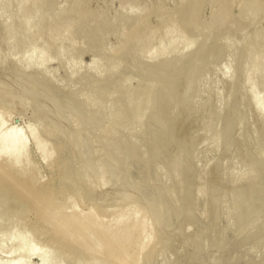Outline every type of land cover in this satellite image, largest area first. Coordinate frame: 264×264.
Instances as JSON below:
<instances>
[{
	"label": "rangeland",
	"instance_id": "obj_1",
	"mask_svg": "<svg viewBox=\"0 0 264 264\" xmlns=\"http://www.w3.org/2000/svg\"><path fill=\"white\" fill-rule=\"evenodd\" d=\"M4 1L7 0H0V5L3 4L0 29L6 27L4 22L8 20L6 23L12 25L13 34L10 38L7 36V25L4 40L0 35V44L8 47L7 39L11 41L15 37L16 44L25 46L27 43L32 50L36 48L30 65L25 64L32 52L30 47L21 50L15 45L13 51L12 48L8 51L3 45L4 51H8L5 53H10L6 58L0 50L1 58L4 57L0 59V121L4 122L0 131L6 125L22 127L24 154L20 155V161L14 162V173L21 174L16 175L18 178H31L29 181H34L38 190L42 188L43 195L51 196L52 201L48 202V207L47 203L46 206H42L43 202L38 204L37 197L40 200L43 195L39 196L42 193L37 191L34 196L37 203L33 204L34 200L30 203L28 196L30 199L26 197V202L22 200L23 204L20 202L18 206L14 190L4 199L5 206V202H1L2 206L0 203V264H12L20 256L19 264H107L108 247L104 246L108 245H99L93 225L98 230L107 229L111 236H115L113 230L118 235L122 231L124 236L120 237L129 241L125 250L134 259L130 264H264V5L251 10L254 15L242 12L243 19L238 18L240 14L236 12L241 13L247 0H201L194 20L191 3L188 4L191 9L187 8L190 0H84L82 10L86 13L78 11L81 10L78 6H70L76 0ZM38 2L42 7L35 9L40 14L35 18V13L26 14L25 9ZM192 4L195 5L194 1ZM221 5L228 8L225 17L229 18H225L227 23L224 18H216L219 21L214 26L216 20H211L212 12L221 11ZM4 6H7L5 10ZM60 9L68 12L59 22L64 23L69 18L72 23L76 20V29L72 31H76L78 44L75 45L77 39L76 43L73 40L74 45L67 42L68 34L71 40L74 38L71 31H65L66 38L60 34L55 40L53 30L50 39L55 42L48 45L51 49H44L42 46L47 47V44L41 43L48 41L46 35L49 34L43 23L52 24L51 17ZM23 13L28 23L16 18ZM41 13H44L42 18ZM83 13L88 16L93 13L92 24L88 22L92 16H80ZM249 13L252 20L247 16ZM136 17L142 19V25ZM182 17L187 19V25L194 22L200 33L204 30L207 33L204 31L201 35L194 25H184L186 20L182 21ZM229 22L231 27H228ZM29 24L33 25L31 30ZM61 27L64 28L59 26L58 32ZM136 27L144 38L142 42L139 34L140 39L134 35ZM41 28L42 34L44 29L46 31L42 36L45 41L41 39L42 34H38ZM23 30L30 34L36 32L33 39L28 36L18 42ZM83 32L85 38L80 41ZM135 39L139 43L132 49ZM253 39L257 41L252 46ZM119 41L122 44L117 45ZM105 43L106 47L102 46ZM15 49L24 51L21 54L26 59L16 60L19 53L17 51L16 55ZM42 53L48 57L41 61ZM100 56L105 59V65L111 62V66H104ZM130 100L131 107L128 106ZM38 142L47 152L42 151ZM1 159L0 162L6 163L7 159ZM64 181L66 185H62ZM54 185L56 188L47 195L46 188ZM60 208H64L65 214L71 212L78 216L79 212L80 218L91 212L90 217L96 220L91 219L94 224L91 231L88 228L85 232V239L73 233L72 239L64 235L66 240L58 232L65 219L56 221L58 225L52 221V215L46 219L50 209L53 214L61 212ZM41 209L48 211L47 216ZM42 212L45 216L40 217ZM120 237H116L119 243L123 241ZM64 239L71 244L68 248L61 246ZM82 240L90 246L86 249L80 246ZM65 241L62 243L67 246ZM88 257H92V261ZM111 257L114 258V254Z\"/></svg>",
	"mask_w": 264,
	"mask_h": 264
},
{
	"label": "bare ground",
	"instance_id": "obj_2",
	"mask_svg": "<svg viewBox=\"0 0 264 264\" xmlns=\"http://www.w3.org/2000/svg\"><path fill=\"white\" fill-rule=\"evenodd\" d=\"M17 2V0H14L13 2ZM84 0H76V1H74V2H72V4L70 5V6H72V7H75V6H78L79 8H81V10H78V11H82V12H85L86 13V11H83L82 9H83V7L85 6V2H83ZM186 1V0H185ZM192 0H190L189 1V3H188V1H187V8L189 7L188 6V4H190V6L192 7V9H193V14H192V12H191V15H193V18H194V20H195V17L197 16V10H198V5H199V3H200V1L201 0H193L194 1V4L195 5H193L192 3H193V1L191 2ZM212 1H214V0H212ZM218 1H220V0H218ZM5 3L6 2H9L8 0L7 1H4ZM3 2V3H4ZM21 2H22V0H21ZM20 2V4H21V9L23 10V8H24V6H23V4ZM49 2H51L50 0H49ZM245 1H243V3H244ZM186 3V2H185ZM184 3V4H185ZM214 3V2H213ZM243 3L241 4L242 6H243ZM18 4H19V2H18ZM183 4V5H184ZM3 5V4H2ZM2 5H0V7H1V9H2ZM38 5V6H37ZM182 5V6H183ZM260 5H264V0H247V2L245 3V5H244V8L243 9H241V13L242 12H244V15H245V13H248V12H251V13H253L252 11H255L258 7H261ZM8 6V5H7ZM7 6H4V8H3V10H5L6 9V7ZM9 6H11L12 7V5H10L9 4ZM20 6V5H19ZM40 6V7H39ZM50 6V5H49ZM48 6V7H49ZM51 6H53V4H51ZM82 6V7H81ZM35 7H37L38 9H40L41 7H42V5H41V3L40 2H38V3H34V4H31L28 8H26L25 9V12H26V14H28V15H33L34 13V15H33V17L35 18V16H36V14L37 13H39V11L38 10H36L35 9ZM47 7V8H48ZM186 7V6H185ZM213 7V6H212ZM10 8V7H9ZM54 8V7H53ZM78 8V9H79ZM262 8V7H261ZM11 9V8H10ZM49 9V8H48ZM87 9V8H86ZM91 9V8H90ZM180 9H181V6H180ZM180 9H179V11H180ZM191 9V8H190ZM189 8H188V10H190ZM216 9V8H215ZM9 10V9H8ZM8 10H6L7 12H8ZM22 10H20V12H19V7H18V12L19 13H21L22 12ZM36 10V11H35ZM84 10H85V8H84ZM89 10V9H88ZM87 10V11H88ZM183 10H184V7H183ZM243 10V11H242ZM252 10V11H251ZM38 11V12H37ZM67 11V10H66ZM66 11L63 9H60V11L58 12V14L56 15H54V17L52 16L51 17V20H52V18L54 19L53 21H52V24L50 23V21H48V26L47 25H45L44 23H43V27H47L46 29H47V33L46 34H49L48 36L46 35V37H47V39H48V37H49V39H48V41L46 40V42L44 43V42H42L41 44L43 45V44H47V47H48V45H53V42H55V37H57V36H61V35H63L64 36V34H66L67 32H70L71 33V38H73L72 36H74L75 34H76V31H75V33L73 32L74 31V29H76V28H74V23L76 22V20H75V22L74 23H72L71 21H70V18H69V20H67L66 19V21H64V23H61V22H59V19L62 17V16H64V15H67V13H66ZM70 11H72V9L70 10ZM227 11H228V8L226 7V6H222L221 5V11H220V9L219 10H217V11H211L212 12V16H211V20H216V18H219V17H221V19L222 18H224V20H225V16L226 15H228V13H227ZM68 12V11H67ZM75 12V11H74ZM79 12V13H80ZM93 12V11H92ZM190 12V11H189ZM189 12L187 11V15H189ZM229 12H230V10H229ZM232 12V11H231ZM56 13V12H55ZM85 13H83V14H81L80 16H82V15H84V17L85 16H88V15H86ZM94 13H96V12H94ZM176 13V12H175ZM174 12H173V14H175ZM199 13V12H198ZM236 13H239L240 15H238L237 17L238 18H242L243 17V19H245L244 18V16H242L243 15V13L241 14L240 12H239V10L236 12ZM251 13H249L247 16H249ZM40 14V13H39ZM88 14V13H87ZM93 14V13H92ZM92 14H91V16H92ZM183 14V13H182ZM181 14V15H182ZM211 14V13H210ZM233 14V13H232ZM24 15V13L22 14V16L21 15H17L16 16V18H18V17H20V19H22V20H24L23 22L24 23H28V21L25 19V17L23 16ZM97 15H99V14H97ZM102 15V14H101ZM186 15V16H187ZM190 15V16H191ZM230 15V14H229ZM252 15H254V13L252 14ZM252 15H250V19L252 20L253 18H251V16ZM91 16H88V17H91ZM138 16H140V15H138ZM173 16V15H172ZM179 16V15H178ZM233 16V15H232ZM241 16V17H240ZM22 17V18H21ZM24 17V18H23ZM38 17V16H37ZM42 17H44V13H43V15H42V13H41V18ZM56 17V18H55ZM68 17H69V15H68ZM84 17H82L81 18V20H82V22L84 21ZM88 17L86 18V20L88 19ZM181 17V16H180ZM184 17H185V15H184ZM234 17L236 18V16L234 15ZM246 17V16H245ZM255 17V16H254ZM13 18H14V15H13ZM40 18V19H41ZM80 18V17H79ZM92 18H94L93 16L91 17V21H90V19L88 20V22H91V24H92ZM96 18V17H95ZM139 17H136V20H138L137 22L139 23V24H141L140 23V21L144 18V17H142L141 16V18L142 19H138ZM175 18V17H174ZM183 18V17H182ZM229 18V17H228ZM228 18H226V19H228ZM248 18V17H247ZM19 19V20H20ZM50 19V18H49ZM74 19V18H73ZM197 19V18H196ZM202 19V18H201ZM237 19V18H236ZM10 20V19H9ZM11 20H12V17H11ZM18 20V19H17ZM29 20V19H28ZM37 20H38V18H37ZM185 21L184 23V25H186V26H188V27H190V25L188 24L187 25V19L186 18H183L182 19V21ZM191 20V18L189 19V21ZM210 20V21H211ZM224 20H223V22H224ZM6 21H8V20H6ZM6 21L4 22L5 24H6V27H7V25H8V29L6 30L5 29V31L7 32V36H9V38H10V35L11 34H13L12 33V30H13V28H12V25H9L8 24V22L6 23ZM41 21V20H40ZM70 21V22H69ZM173 21H174V19H173ZM200 21V20H199ZM198 21V22H199ZM219 21V20H218ZM217 20H216V23L214 24V26H216V25H218L217 24V22H218ZM42 22V21H41ZM79 23H80V21H78ZM85 22V21H84ZM87 22V21H86ZM87 22V23H88ZM97 21H95L93 24H95ZM197 22V21H196ZM233 22H234V18H233ZM250 22V21H249ZM32 23H33V21H32ZM70 23H71V26H73V29L71 28V26H70ZM191 23V22H190ZM212 23H213V21L212 22H210V24L212 25ZM225 23H227L226 22V20H225ZM231 23H232V21H231ZM3 24V23H2ZM5 24L3 25V27L5 26ZM85 24V26H87L86 25V23H84ZM91 24L89 23L88 24V28H89V25L91 26ZM97 24V23H96ZM96 24H95V26H96ZM142 24H143V22H142ZM141 24V25H142ZM181 24V23H180ZM220 24V23H219ZM221 24H223L222 23V21H221ZM234 24V23H233ZM30 25V24H29ZM63 26L64 28H62V30H61V28H60V32H58L59 31V29H57L59 26ZM80 25H81V23H80ZM134 25H135V23H134ZM133 24L131 25V27L130 28H133V26H134ZM138 24L136 23V26H137ZM145 25V24H144ZM193 25H194V22H193ZM193 25H191V26H193ZM197 25V24H196ZM198 25H199V23H198ZM202 25H203V23H202ZM207 25H209V23H207ZM229 26L228 27H231L232 25L230 24V22H229V24H228ZM31 26H32V28H33V25H30V30H31ZM49 26H50V28H49ZM76 26H79L78 24H75V27ZM82 26V25H81ZM146 26H147V24H146ZM200 26V25H199ZM204 26V25H203ZM236 26V25H235ZM6 27H4V28H6ZM42 27V28H43ZM83 27V26H82ZM125 27V26H124ZM193 27H195V29L198 27V26H193ZM193 27H192V29H193ZM213 27V26H212ZM4 28L1 30L0 29V35H1V37L3 36V34H4ZM12 28V29H11ZM16 28V27H15ZM36 28V27H35ZM34 28V30L36 31V29ZM37 28L39 29V26H37ZM40 29L41 30V32H40V30H38V34L40 35V33L42 34V31H43V29ZM49 28V29H48ZM65 28H66V30H65ZM67 28L68 29H70L71 28V30H67ZM81 28V27H80ZM79 28V29H80ZM87 28V29H88ZM129 28V30H132V32L134 31L133 29H130ZM137 28V31H136V34H135V31H134V35H135V37H138V27H136ZM139 28H140V25H139ZM144 28H145V26H144ZM147 28H148V26H147ZM184 28V27H183ZM182 28V29H183ZM215 28V27H214ZM63 29H64V32L62 33V31H63ZM126 29V28H125ZM125 29H124V31H125ZM135 29V28H134ZM140 29H142V26H141V28ZM211 29V28H210ZM243 29V28H242ZM241 29V30H242ZM53 30L56 32V36H55V33H54V35L52 34V32H53ZM73 30V31H72ZM84 30V29H83ZM82 30V31H83ZM86 30V29H85ZM85 30H84V32H85ZM128 30V31H129ZM143 30V29H142ZM184 30V29H183ZM202 30V29H201ZM207 30L209 31V28H207ZM239 31V32H242V31ZM19 31V33H20V30H18ZM65 31H67V32H65ZM81 31V32H82ZM196 31H199V29H196ZM205 31V33H207L206 32V30H204ZM204 31L202 32V33H204ZM237 31V32H238ZM257 31V30H256ZM256 31H255V33H256ZM37 32V31H36ZM36 32H34V33H36ZM46 31H45V29H44V32H43V34L41 35V39H42V41H45V38H42V36L44 35V33H45ZM72 32H73V34H72ZM84 32H83V36L82 37H80V41L83 39V37H84ZM90 32V31H89ZM141 32V31H140ZM190 32H191V29H190ZM33 33V34H34ZM59 35H58V34ZM80 33V32H79ZM151 33V32H150ZM183 33V32H182ZM188 33V32H187ZM199 33H200V31H199ZM202 33H200L201 35H202ZM233 33H235V31L233 32ZM254 33V32H253ZM252 33V34H253ZM259 33V32H258ZM17 34V33H16ZM32 33L30 34V31L28 32H24V30H23V32H21V34H20V36L22 37H19V34H18V39H20L21 38V40H19L18 42H22L23 40H24V37H28V36H30L29 38H31V39H33V37H34V35H33ZM61 34V35H60ZM90 34V33H89ZM123 34V33H122ZM186 34V33H185ZM209 35L211 34L210 32L208 33ZM252 34H251V36H252ZM31 35H32V37H31ZM54 36L53 37V39H55L54 41L52 40V38L50 39V37L51 36ZM67 35V34H66ZM66 35L64 36L65 38H66ZM124 35H126V33L124 32ZM140 35V38H141V42H142V39H144L143 38V36L141 35V33L139 34ZM195 35V34H194ZM263 35V34H262ZM15 36V35H14ZM86 36V35H85ZM127 38H129L130 36H129V32L127 33ZM146 36V35H145ZM150 36V35H149ZM148 36V37H149ZM171 36V35H170ZM181 36H182V34H181ZM185 36V35H184ZM183 36V37H184ZM188 36V35H187ZM190 36V35H189ZM204 36V35H203ZM207 36V35H206ZM253 36H254V34H253ZM256 36H258V34L256 33ZM1 37H0V42H2V40H1ZM75 37L76 36H74V38L71 40L70 39V35L68 34V37L66 38L67 39V42H69V41H71V45H74V42H73V40H75V43H76V39H75ZM182 37V38H183ZM194 37H196V36H194ZM8 38V37H7ZM8 38V39H9ZM64 38V39H65ZM68 38H69V40H68ZM85 38V37H84ZM132 38H133V36H132ZM139 38V37H138ZM139 38V39H140ZM146 38V37H145ZM201 38V37H200ZM204 38V37H203ZM252 38V37H251ZM254 38V37H253ZM256 38V37H255ZM2 39H3V37H2ZM5 39H6V36H5ZM7 39V45H8V47L7 46H5V44H3L5 47H4V49H6V47H7V50H8V48L10 49V48H12V51L14 50L13 49V47L15 48V45H16V48H20L21 50H23V48L24 49H26V48H29L30 47V44H29V47H27V43H26V45H25V43L23 42V44L26 46H21L19 43H17L18 45H20L19 47H17V44H16V42H14V39H16L15 37L10 41V40H8ZM23 39V40H22ZM149 39V38H148ZM256 39H258V40H260L259 38H256ZM4 40V39H3ZM17 40V39H16ZM50 40L52 41V43L50 42ZM85 40V39H84ZM130 40H131V38H130ZM133 40V39H132ZM185 40H186V38H185ZM198 40H199V38H198ZM254 40V39H253ZM253 40H251V41H253ZM12 43V41H13V45L11 44L10 45V43ZM30 42L31 41H33V40H29ZM78 41H79V39H77V43L75 44V45H77L78 44ZM257 40H254L253 41V44L252 43H250V45H254V42H256ZM5 42H6V40H5ZM48 42V43H47ZM133 42H135V43H133ZM132 42V49H134V47H135V44H137V43H139L138 41H137V39H135L134 41ZM137 42V43H136ZM147 42V41H146ZM227 42V41H226ZM4 43V42H3ZM9 43V44H8ZM33 43V42H32ZM70 43V42H69ZM69 43H67L68 45H69ZM118 43L119 44H122V43H120V41L119 42H117V45H118ZM244 44H246V43H244ZM249 44V43H248ZM2 44H0V50L2 49V51L1 52H3L2 54H4L5 56V58H6V54L9 56V54L10 53H5V52H8V51H4V49H3V46ZM11 47H10V46ZM32 45H34V43L32 44ZM55 45V44H54ZM71 45H69V46H71ZM127 45V44H126ZM57 46V45H56ZM69 46H67V47H69ZM102 46H105L106 47V43H105V45L103 44ZM134 46V47H133ZM201 46V45H200ZM226 46H228V45H226ZM44 49H49V47L47 48V47H45V46H42ZM52 47H55V46H52ZM59 48H60V46H58ZM115 47H116V45H115ZM119 47V46H118ZM121 47H123V46H121L120 45V48ZM35 48H36V46H34V48H33V50L31 49V47L29 48V49H31L32 50V52L31 53H29L30 55H29V59H26V58H24V57H22V54L21 53H23V52H20L18 49H15V54H16V52L18 51V55H17V59L16 60H23V59H26L27 60V62H25V64L26 65H30L31 63H32V61H31V59L33 58V56H34V54L32 55V53L33 52H35ZM57 48V47H56ZM64 48H65V45H64ZM71 48H73V46L71 47ZM101 48H103V47H101ZM164 48V47H163ZM162 48V49H163ZM246 48V47H245ZM248 48V47H247ZM251 48V46L249 47V49ZM50 49H51V47H50ZM75 49V48H74ZM104 50L106 49V48H103ZM107 49H108V47H107ZM106 49V50H107ZM113 49V48H112ZM118 49V48H117ZM117 49H116V51H117ZM137 50H138V48H136ZM212 49V48H211ZM227 49H229L228 47H227ZM61 50V49H60ZM65 50H68L67 48H65ZM126 50V48H124V51ZM208 50V49H207ZM234 50V49H233ZM11 51V50H10ZM55 51V48L54 49H52V52H54ZM63 51H64V49H63ZM69 51H70V49H69ZM101 51V50H100ZM115 51V52H116ZM120 51H123V50H121L120 49ZM132 51V50H131ZM133 51H135V50H133ZM197 51V50H196ZM229 51L230 50H228L227 51V54H229ZM1 52H0V59H1V61H2V58L4 59V57L2 56V58H1ZM62 52V51H61ZM61 52H60V54H61ZM71 52H72V49H71ZM110 52H112V50H110ZM135 52H137V51H135ZM234 53H235V51H233ZM102 52H100V54H101ZM113 55H115L114 54V49H113ZM118 53H120L119 51H118ZM130 53V52H129ZM133 53V52H132ZM103 54V53H102ZM101 54V55H102ZM110 54V53H109ZM196 54H197V52H196ZM36 55V54H35ZM43 55V56H42ZM112 55V56H113ZM126 55V54H125ZM240 55V54H239ZM207 56V55H206ZM210 56V55H209ZM36 57V56H35ZM40 57V56H39ZM44 57H45V53H42L41 54V57H40V59H41V61L42 60H45L44 59ZM48 56H46L45 58H47ZM96 57H98L99 58V56H96ZM227 57H228V55H227ZM234 57H236V54H234ZM103 58V57H102ZM110 57H108V59H109ZM112 58H114V57H112ZM117 58V57H116ZM191 58V57H190ZM193 58H196V57H193ZM200 58V57H199ZM233 58V57H232ZM237 58V57H236ZM49 59V58H48ZM100 59H101V56H100ZM102 60V59H101ZM115 60V59H114ZM227 60V59H226ZM236 60V59H235ZM103 61V60H102ZM104 61H105V59H104ZM104 61H103V64H104ZM107 61H109V60H107ZM116 62L118 61V59H116L115 60ZM224 61V60H223ZM231 61V60H230ZM119 62V61H118ZM195 62H197V61H195ZM227 62H229V61H227ZM235 61H234V59H233V63H234ZM111 63V62H110ZM109 63V64H110ZM115 63V62H114ZM40 64V63H39ZM101 64V63H100ZM107 64V63H106ZM109 64H107V65H105L104 64V66H108ZM233 65V64H232ZM103 66V65H102ZM109 66H111V65H109ZM231 66V65H230ZM192 67V66H191ZM193 67H194V65H193ZM233 67H234V65H233ZM189 68H190V66H189ZM189 72V71H188ZM233 72V71H232ZM262 72H263V70H262ZM263 77V76H262ZM147 80V79H146ZM120 81V80H119ZM264 81V80H263ZM145 86H146V84H145ZM152 86V85H151ZM144 87V86H143ZM147 89V87H145V89H143L144 90V92H145V90ZM189 89V88H188ZM143 90H141V91H143ZM149 90L150 89H148L146 92H148L149 93ZM191 90V89H190ZM139 92H140V90H139ZM186 92H188V90H186ZM140 93H142V92H140ZM148 93H146V94H148ZM132 95V94H131ZM135 95H136V98H137V95H138V93L136 94V92H135ZM258 96V95H257ZM148 97V96H147ZM254 97V96H253ZM256 97V96H255ZM129 98H131V97H129ZM135 97L133 98V99H136ZM154 98V97H153ZM256 99V98H255ZM129 100V99H128ZM132 100V99H131ZM130 100V103L128 104V106L131 104V101ZM133 101H136V100H133ZM256 101V100H255ZM257 101H259V98H257ZM149 101H147V103H148ZM133 103V102H132ZM145 103V102H144ZM255 103V102H254ZM260 103V102H259ZM264 103V102H263ZM119 105H120V103H118ZM117 104V105H118ZM125 107V106H124ZM129 107H131V106H129ZM148 107V106H147ZM186 109V108H185ZM164 110V109H163ZM259 110V109H258ZM257 110V111H258ZM260 110H262V108L260 109ZM263 111V110H262ZM164 112V111H163ZM263 113H264V111H263ZM264 116V115H263ZM116 117H117V115H116ZM2 118V117H1ZM118 119H119V117H117ZM117 118H115V119H117ZM6 119V117H4V120ZM120 119H121V117H120ZM119 122V121H118ZM3 124H4V122L3 121H0V125H2L3 126ZM7 124V123H6ZM11 124V123H10ZM7 127H1V130L3 129V131L1 132V134H0V157L2 158H0L1 160H4V158L5 159H7V161H5L6 163H2V161L0 162V193H1V195H0V203L2 202H5V204H4V206L6 205V197L8 198L9 197V195H10V192H14V190L16 191V193H15V195H17V196H15V201L17 202V204H19L18 206H20V202L23 204V202L25 201V200H27V199H25L26 197H28V199H30L31 200V202L30 203H32V200H34L35 198H34V196H36V192L37 191H39L38 190V186H35V184H33V182L32 181H29L31 178H30V176H29V174H28V176H29V178L30 179H27L26 180V178L27 177H25V179L23 178V177H20V178H18L19 177V175H21V174H18L17 173V171H16V173L17 174H15L14 173V170H13V167H15V166H13L14 165V162L16 161V160H19V157H20V155H23L22 154V152H23V150H24V147H25V141H24V139H25V137L23 138V135H22V133H21V131H20V129L22 128H20V129H18L16 126H9L8 127V125H6ZM29 128H30V126H28ZM114 128V127H113ZM33 129V128H32ZM116 129V128H115ZM24 132V131H23ZM31 132H32V130H31ZM34 132V131H33ZM32 135H33V133H31ZM35 135V134H34ZM34 138H35V136H34ZM35 141V140H34ZM36 141H37V139H36ZM39 141H41V140H39ZM42 142V141H41ZM35 144H36V142H35ZM45 144V143H44ZM38 146H39V142H38ZM41 149H42V151H44V152H47V148L42 144V145H40L39 146ZM47 147H48V145H47ZM48 148H50V147H48ZM39 149V148H38ZM49 154V153H48ZM260 154V153H259ZM261 155V154H260ZM23 157V156H22ZM181 157V156H180ZM250 157V156H249ZM261 157V156H260ZM258 158V157H257ZM249 159V158H248ZM9 160V161H8ZM257 160V159H256ZM260 160V159H259ZM20 161V160H19ZM250 161V160H249ZM18 162V161H17ZM256 162V161H255ZM65 163V162H64ZM182 163V162H181ZM244 163H245V161H244ZM252 163V162H251ZM257 163V162H256ZM180 164V163H179ZM186 164V163H185ZM243 164V163H242ZM246 164V163H245ZM176 166V165H175ZM243 166V165H242ZM63 167V166H62ZM254 167V166H253ZM22 168V167H21ZM24 169H25V167H23ZM32 168V167H31ZM257 168V167H256ZM16 169V168H15ZM181 169V168H180ZM250 169V168H249ZM26 171H27V169H25ZM30 170V169H29ZM62 170H65V167H64V169H62ZM79 170V169H78ZM254 170V169H253ZM260 170V169H259ZM68 171H69V169H68ZM176 171H177V169H176ZM28 172V171H27ZM19 173H20V171H19ZM26 173V172H25ZM78 173V172H77ZM23 174H24V172H23ZM27 174V173H26ZM66 174V173H65ZM69 174V173H68ZM81 174V173H80ZM83 174V173H82ZM16 175H18V177L16 176ZM70 175H71V173H70ZM79 175V174H78ZM58 176V175H57ZM61 176V175H60ZM69 177V176H68ZM71 177H72V175H71ZM79 177V176H78ZM81 177H82V175H81ZM204 177V176H203ZM23 178V179H22ZM34 178H36V177H34ZM67 178V177H66ZM70 178V177H69ZM80 179V178H79ZM32 180H33V178H32ZM88 180V179H87ZM61 181V180H60ZM63 181V180H62ZM62 181H61V183H62ZM68 181V180H67ZM66 181V182H67ZM30 182H32V184L30 183ZM68 183V182H67ZM70 183V182H69ZM73 183H74V181H73ZM65 184V181H64V183L62 184V185H64ZM66 185V184H65ZM68 185V184H67ZM34 186V187H33ZM47 186V185H46ZM36 187V188H35ZM45 186L43 185V188H44ZM65 187V186H64ZM56 188V186L54 185V186H52V187H47L46 188V191H47V195H49V192L51 191V192H53V190ZM67 188H68V186H67ZM40 190H42V191H39V192H37V193H39L40 194V192L42 193L44 190L42 189V188H39ZM59 189H61V188H59ZM46 191H45V194H46ZM65 192V191H64ZM68 192H69V190H68ZM44 193V192H43ZM43 193L41 194V195H39V196H42L43 195ZM51 194H53V193H51ZM38 195V194H37ZM54 196V195H53ZM46 197V198H45ZM42 198L44 199V200H42ZM42 198L39 200L38 199V197H37V200H38V204H39V202H43L44 204H42V206H46L45 204L47 203V207H48V202H51L52 201V197L51 196H46V195H43L42 196ZM73 198H74V196H73ZM5 199V200H4ZM25 199V200H24ZM14 200V199H13ZM22 200H24V201H22ZM37 200H36V202H35V200H34V203L33 204H35V203H37ZM42 200V201H41ZM51 200V201H50ZM26 202V201H25ZM28 202V201H27ZM2 203H1V206H2ZM58 203V202H57ZM25 204V203H24ZM38 204H36L37 206H39ZM63 205V204H62ZM1 206H0V208H1ZM26 206V205H25ZM33 206V205H32ZM60 206V205H59ZM249 206V205H248ZM50 207V206H49ZM8 209H9V207H7ZM15 208V207H14ZM22 208H24V207H22ZM39 208H44V210L46 209V207H39ZM39 208H37L38 210H39ZM35 209V208H34ZM40 210V212L41 211H44V210ZM52 209H54V208H52ZM52 209H50V210H52ZM62 209H64V208H62ZM61 208H60V210H61V212L60 211H56V210H59V209H55V211H56V213H54L53 212V214H52V211H51V213H50V210H49V217L47 216V214H48V211H47V213H46V216H47V218L46 219H49L50 218V216H51V218H52V221L54 220L55 222L56 221H58V220H60V222L62 221V219H65V220H63V227H61V226H58L59 228H60V230L58 231L59 232V234H61L60 236H64V235H71L72 236V234L73 233H75L74 235H77V236H80V238L82 237V238H84L85 239V232H87L92 226L91 225H93L94 224V221L92 222L91 221V219L92 220H96L95 218L93 219V218H91L90 217V215H91V212H90V215L89 214H87L89 217H87V215L85 216V214H86V212H84V213H82V214H84V216L85 217H83V218H80L81 217V215H80V217H79V212L77 213V215L78 216H75L74 214L72 215V214H68V213H66V214H68V215H66L65 213H64V211L62 210ZM248 209V208H247ZM250 209V208H249ZM4 210V209H3ZM5 210H6V208H5ZM4 210V211H5ZM16 210V209H15ZM18 210V209H17ZM37 210V211H38ZM46 210H48V209H46ZM93 210V209H92ZM230 210V209H229ZM95 211H96V209H95ZM15 212V211H14ZM44 212H42L41 214H40V217L42 216L43 217V215L45 216V213ZM65 214H63V213ZM73 212V211H72ZM228 212V211H227ZM239 212H241V211H239ZM38 213H39V211H38ZM76 213V212H75ZM237 212H233V214H236ZM96 214V213H95ZM228 214H230V213H228ZM18 215V214H17ZM22 215V214H21ZM24 215V214H23ZM93 215V214H92ZM239 215H240V213H239ZM96 216V215H95ZM241 216V215H240ZM24 216H22V218H23ZM36 217H38V216H36ZM40 217H38L39 219H40ZM94 217V216H93ZM231 217H233V216H231ZM17 218H20V217H17ZM17 218H16V220H17ZM36 219V218H35ZM51 220V219H50ZM50 220H48V222L50 221ZM98 220V219H97ZM230 220V219H229ZM21 221V220H20ZM36 221V220H35ZM38 221V220H37ZM42 221V220H41ZM43 221H44V219H43ZM46 221V220H45ZM133 221V220H132ZM95 222H97V221H95ZM100 222V221H99ZM99 222H97V223H99ZM34 223V222H33ZM33 223H31V224H33ZM44 223V222H43ZM52 223V222H51ZM57 223V222H56ZM97 223H95L96 225H97ZM128 223V222H127ZM138 223V222H137ZM30 224V225H31ZM39 224H41V223H39ZM46 224H47V222H46ZM48 224H50V222L48 223ZM61 224V223H60ZM59 224V225H60ZM101 224V223H100ZM123 224H125V223H123ZM133 225H134V223H132ZM35 225V224H34ZM51 225V224H50ZM57 225H58V223H57ZM127 225V224H126ZM43 226V225H42ZM56 226V225H55ZM54 226V227H55ZM98 226L99 225H97V228H98ZM103 226H105L104 224H103ZM129 226H131V225H129ZM138 225H136L135 227H137ZM44 227V226H43ZM57 227V228H58ZM94 227H95V229H94ZM100 227V226H99ZM123 227V226H122ZM128 227V226H127ZM133 227V226H132ZM134 227V228H135ZM32 228V226L30 227V229ZM44 228H46V227H44ZM43 228V229H44ZM89 228V229H88ZM93 230L92 231H94L95 232V234H96V236L98 237V239L100 240V242H98L99 243V245L100 244H104V245H108V246H104L105 247V249H106V251H108V253H107V256H106V263L107 264H130L129 262L130 261H132V260H134V259H131V257H132V254H131V257H130V253L128 254V252L125 250V249H128V247L126 248V245H128L129 243H127V242H129L127 239H123L122 237H120L123 233H122V231H121V235H118V233H117V231L116 230H113V227H112V229H111V231L110 232H112V230L113 231H115V236H116V234L120 237L119 239H121V240H123V241H120V243H119V241H118V236H111V235H109L108 234V230L106 231V230H103V229H101V227H100V230H98V229H96V226H94L93 225ZM105 228H109V227H106L105 226ZM129 228V227H128ZM127 228V229H128ZM33 229H34V227H33ZM32 229V232L34 231ZM48 229V228H47ZM54 229V228H53ZM52 229V230H53ZM39 230H40V227H39ZM110 230V229H109ZM125 230V229H124ZM17 231V230H16ZM29 231H31V230H29ZM44 231H45V229H44ZM50 231V230H49ZM55 231V230H54ZM53 231V232H54ZM90 231H91V229H90ZM39 232V231H38ZM46 232V231H45ZM57 232V233H58ZM109 232V233H110ZM118 232H120L119 230H118ZM132 232V231H131ZM41 233H43V232H41ZM50 233V232H49ZM114 233V232H113ZM47 234H48V232H47ZM81 234H84V235H82L81 236ZM90 234H91V232H90ZM112 234V233H111ZM132 233H130V235H131ZM138 234V233H137ZM51 235V234H50ZM57 235V234H56ZM125 235H126V233H125ZM48 236H49V234H48ZM53 236V235H52ZM68 237V238H70V239H72V237ZM77 236H75V237H77ZM84 236V237H83ZM87 236V235H86ZM91 236V235H90ZM90 236H88V240L90 241ZM94 236V235H93ZM123 236H124V234H123ZM127 236H128V234H127ZM65 237V239H66V236H64ZM132 237V236H131ZM130 237V238H131ZM57 238H58V236H57ZM74 238V237H73ZM81 238V239H82ZM92 238V237H91ZM117 239V241H116V239ZM125 238V237H124ZM127 238V237H126ZM51 239H52V237H51ZM65 239L62 241L63 243H64V241H65ZM76 239V242H77V238H75ZM129 239V238H128ZM49 240H50V238H49ZM54 240V239H53ZM67 240V239H66ZM88 240H87V242H88ZM92 240H93V238H92ZM91 240V241H92ZM95 240H97V239H95ZM98 240V241H99ZM124 240H125V244H124ZM130 240V239H129ZM47 241V240H46ZM61 241V240H60ZM59 241V242H60ZM74 241V239L72 240V242ZM94 241V240H93ZM127 241V242H126ZM49 242V241H48ZM47 242V243H48ZM56 242H58V240L56 241ZM62 242H60L62 245V247H67L68 248V246H70L71 244L70 243H67L66 241V243H67V246H66V244L64 245ZM69 242V241H68ZM79 242V241H78ZM81 242V243H80ZM79 242V244H80V246H82V247H88V245L89 244H87L86 243V240L84 241V240H82V241H80ZM95 242V241H94ZM122 242V243H121ZM1 243V242H0ZM54 243V242H53ZM59 243V244H60ZM74 243V242H73ZM89 243V242H88ZM93 243V242H92ZM127 243V244H126ZM49 244H51V243H49ZM69 244V245H68ZM91 244V243H90ZM93 244H95V243H93ZM56 245H58V243L56 244ZM64 245V246H63ZM72 245H74V244H72ZM78 245V244H77ZM76 245V246H77ZM92 245V244H91ZM96 245V244H95ZM98 245V244H97ZM60 246V247H61ZM75 246V247H76ZM79 246V247H80ZM90 246V245H89ZM93 246V245H92ZM129 246V245H128ZM72 247V246H71ZM97 247V246H96ZM99 247V246H98ZM102 247V246H101ZM70 248V247H69ZM81 248V247H80ZM95 248V247H94ZM76 249V248H75ZM83 249V248H82ZM81 249V250H82ZM86 249V248H85ZM88 250H89V248H87ZM91 249V248H90ZM78 250V249H77ZM87 250V251H88ZM92 250V249H91ZM95 250V249H94ZM101 250V249H100ZM102 250H103V248H102ZM66 251V250H65ZM80 251V250H79ZM84 251V250H83ZM83 251H82V253H83ZM99 251V250H98ZM62 252H63V250H62ZM68 252V251H67ZM90 252V251H89ZM95 252V251H94ZM101 252V251H100ZM103 252V251H102ZM126 252H127V254H126ZM71 253V252H70ZM96 253H98V252H96ZM105 252L103 253V254H106ZM132 253V252H131ZM80 254V253H79ZM92 254V253H91ZM90 254V255H91ZM114 254V258H112L111 256ZM115 254H117L116 256H115ZM72 255V254H71ZM77 255V254H76ZM93 255V254H92ZM69 256V255H68ZM89 256V255H88ZM105 256V255H104ZM77 257V256H76ZM79 257V256H78ZM95 257H97V256H95ZM99 257H101V256H99ZM13 258H15V257H13ZM11 259L10 258V260H11V262H12V260L14 261V259ZM20 258H21V256H20ZM20 258H18L19 259V262L21 261L20 260ZM40 258L43 260V256H40ZM89 259L88 260H91V258L90 257H88ZM133 258V257H132ZM18 259H17V261H15V262H13L12 264H19V262H18ZM93 259V258H92ZM99 259V258H98ZM98 259H97V261H98ZM22 260H23V258H22ZM42 260L40 261L41 263H42ZM25 261V260H24ZM87 261V260H86ZM92 261V260H91ZM104 261V260H103ZM102 261V262H103ZM26 262V261H25ZM101 262V261H100ZM6 263V262H5ZM4 263V264H5ZM9 263H10V261H9ZM24 263V262H23ZM104 263H105V261H104ZM7 264V263H6ZM11 264V263H10ZM21 264V263H20ZM25 264V263H24ZM38 264H40V263H38ZM101 264H103V263H101Z\"/></svg>",
	"mask_w": 264,
	"mask_h": 264
}]
</instances>
